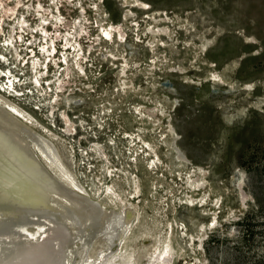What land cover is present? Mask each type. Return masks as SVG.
<instances>
[{
  "label": "rangeland",
  "instance_id": "obj_1",
  "mask_svg": "<svg viewBox=\"0 0 264 264\" xmlns=\"http://www.w3.org/2000/svg\"><path fill=\"white\" fill-rule=\"evenodd\" d=\"M113 24L123 42L117 30L105 37ZM161 43L157 61L178 71H154ZM0 84L91 198L108 205L113 185L132 203L129 245H168L173 264H264V0H0ZM155 105L162 122L144 116ZM196 168L205 184L191 191ZM203 194L204 205L187 204Z\"/></svg>",
  "mask_w": 264,
  "mask_h": 264
},
{
  "label": "bare ground",
  "instance_id": "obj_2",
  "mask_svg": "<svg viewBox=\"0 0 264 264\" xmlns=\"http://www.w3.org/2000/svg\"><path fill=\"white\" fill-rule=\"evenodd\" d=\"M146 5L140 2L139 6L148 9ZM94 10L97 16L99 10ZM5 14L12 16L13 9L10 8ZM45 17L47 15L44 12L43 21L47 20ZM61 20L66 29L72 27L70 21ZM128 20L126 14L124 21ZM43 30L46 32L45 28ZM113 30L118 31V42H123L127 36L123 25L106 27L103 33L107 39L111 38ZM150 32L155 38L167 35L170 30L151 27ZM246 41L251 45L258 44L255 37H246ZM69 44L67 39L66 45ZM153 46V54L157 56L158 48L165 46V43ZM42 51L44 56L47 55L46 59L51 58V51L47 48ZM156 56L153 60L154 71H178L170 63L166 65L163 60L157 61L159 56ZM115 59L124 63L122 73L125 75L127 56ZM53 61L57 65L58 61ZM69 68L65 70L66 75L69 74ZM80 68L82 73L83 68ZM212 77L214 81L219 78L216 73ZM62 82L58 81V89L65 87ZM127 85L125 80L122 81V93L129 92ZM6 87L0 84V264H173V255L168 245L158 248L150 239L143 243L134 241L128 244L137 221L132 203L123 200L111 187L113 185L104 190L108 205L91 198L76 176L64 166L55 145L47 138L40 137L18 118L19 114L27 116V120L32 119L1 95V91L9 89ZM245 90H252V85L247 84ZM155 107L153 110L145 108L144 116L156 118V114H161L156 119L162 122L165 113L160 105ZM171 137L167 127L164 138L168 151L171 148ZM149 147H146L147 150ZM155 157L160 158L156 153ZM156 164L155 159L149 162L153 169ZM196 170L204 172L200 168L189 172L187 185L191 191L202 190L205 184L201 178L202 173L198 174ZM137 194L135 188L131 195L135 198ZM205 200V194L195 199L190 196L187 204L202 206ZM127 244L130 248L123 251Z\"/></svg>",
  "mask_w": 264,
  "mask_h": 264
}]
</instances>
